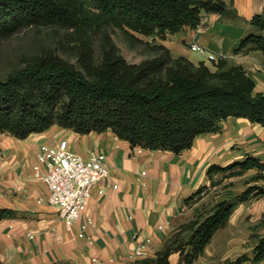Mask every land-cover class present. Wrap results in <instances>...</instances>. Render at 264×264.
<instances>
[{"label":"trees","instance_id":"trees-1","mask_svg":"<svg viewBox=\"0 0 264 264\" xmlns=\"http://www.w3.org/2000/svg\"><path fill=\"white\" fill-rule=\"evenodd\" d=\"M211 13L237 14L227 0H0V40L26 27H60L72 39L69 53L75 58L73 62L44 47L0 76V132L26 139L54 125L80 134L111 130L132 147L180 154L197 136L218 131L228 117H243L264 128V92L256 90L243 66L221 58L212 70L204 61L174 57L165 45H149L133 34L163 39L165 31L197 28ZM248 24L234 52L264 55V13L254 14ZM111 26L121 29L132 45H148L152 55L129 62L112 38ZM248 171H254L249 183H264V160L250 155L224 166L212 164L206 173L227 179ZM258 197H264V186L253 183L229 199L215 201L181 224L155 257L141 263L171 264L170 256L178 253L177 264H195L237 205ZM14 217V210L0 208V220ZM252 238V256L244 253L219 264L263 261L264 233Z\"/></svg>","mask_w":264,"mask_h":264},{"label":"crops","instance_id":"crops-1","mask_svg":"<svg viewBox=\"0 0 264 264\" xmlns=\"http://www.w3.org/2000/svg\"><path fill=\"white\" fill-rule=\"evenodd\" d=\"M232 8L237 14L230 19L211 13L204 15L195 29L165 31L163 39L157 34L151 37L168 47L175 57L182 55L194 63L207 64L205 57L190 49L192 42L198 43L218 56L223 55L229 65H242L255 82L264 83V69L251 66L249 61L251 57L262 60L264 55L260 51L234 52L248 31L250 18L264 13V0H234ZM257 91L264 92L261 88ZM222 122L219 132L197 136L191 148L180 154L148 149L133 153L130 143L111 130L80 134L54 125L26 139L0 132V208L15 211L14 218L0 220V260L4 264H142V259L131 261L127 257L137 244L135 234L150 238L148 257H155L180 225L189 221L191 209L186 198L206 183L209 166L232 162L236 154L233 146L239 135L245 134L246 140L252 141L255 125L264 141V128L246 118L228 117ZM62 138L83 157L97 147L106 155L110 171L100 185L104 192L93 191L86 212L72 231L66 229L53 206L38 202L47 196L48 190L33 171L40 145ZM256 148L253 154L259 156L262 142L256 143ZM113 184L118 185L117 189ZM249 213L245 205H237L227 225L214 234L195 264H218L241 253L247 240ZM88 216L95 223L91 229L93 246L76 237L80 222ZM159 225L164 228L159 229ZM92 257L98 262H92ZM169 259L171 264H177L178 253Z\"/></svg>","mask_w":264,"mask_h":264},{"label":"rangeland","instance_id":"rangeland-1","mask_svg":"<svg viewBox=\"0 0 264 264\" xmlns=\"http://www.w3.org/2000/svg\"><path fill=\"white\" fill-rule=\"evenodd\" d=\"M230 6H233V2L227 0ZM224 19H230V16H223ZM109 32L118 45L120 53L131 63H138L145 58H148L152 55L150 47L146 44L137 42L135 45H132L125 37L124 32L116 26H111ZM134 36L143 39L145 42L150 44L157 43L152 37L142 36L138 33H133ZM159 37V35H158ZM100 42L101 38L99 35L94 37V49H95V58L98 61L100 59ZM73 44L71 37L66 29L60 27H26L20 30L19 32L0 40V76L6 75L12 69L20 66L22 64L23 58L26 56L32 55L39 52L44 47H49L61 54L62 56L75 62V58L70 56L69 48ZM252 53V52H250ZM248 53V54H250ZM194 54H198L194 52ZM242 54V53H239ZM173 55V54H172ZM175 57V56H174ZM177 57V56H176ZM206 60V59H204ZM219 60V59H218ZM217 60V61H218ZM215 61V62H217ZM251 66L256 67L260 65V70L264 69V57L261 60L257 57H251ZM250 63V62H249ZM207 64L211 66L212 70L213 62L207 60ZM242 66V65H241ZM247 71V70H246ZM255 81V79H253ZM257 82V84H256ZM255 82L256 90L259 88L264 90V83H258V80ZM223 122L219 125V132L222 129ZM252 132L255 137L252 141L246 140L247 135L241 134L238 137V140L233 146V150L236 152L235 158L232 162L237 160H242L247 156H254L264 160V141L260 139L259 128L253 127ZM245 136V137H244ZM262 142V148L260 149L261 154L254 155L253 151L256 148V143ZM258 146V145H257ZM257 149V148H256ZM263 152V154H262ZM230 162V163H232ZM228 163V164H230ZM227 165V164H225ZM224 166V165H222ZM254 171H248L241 176H235L232 178H222V174H214L211 178L206 173V183L199 186H205L203 191L195 198L189 201L187 205L191 209L192 219L197 212H204L208 209L215 201H220L222 199H229L234 195L242 192L248 185L257 183L264 186L262 182H248L249 179L253 176ZM216 180H221L220 183L213 185V182ZM197 188L195 191H197ZM248 208V220H247V230H245V236L247 234V240L243 244L241 253L236 257L247 253L249 256H252V248L255 243V239L252 238L253 234H263L264 233V197L253 198L247 202L240 203ZM239 205V204H238ZM235 257V258H236ZM223 262V261H222ZM221 263V262H220ZM219 264V263H218ZM243 264H264V260L259 263H252L251 261L244 262Z\"/></svg>","mask_w":264,"mask_h":264},{"label":"built area","instance_id":"built-area-1","mask_svg":"<svg viewBox=\"0 0 264 264\" xmlns=\"http://www.w3.org/2000/svg\"><path fill=\"white\" fill-rule=\"evenodd\" d=\"M190 49L211 62L223 58V55L218 56L195 42L190 44ZM142 150L143 148L139 146L133 147V153H139ZM33 171L35 178L41 180L48 190L47 196L40 198L38 202H46L53 206L68 231H72L75 223L86 212L93 191L97 190L99 194L104 192L100 185L110 173L106 155L97 147L92 148L87 157H83L70 149L66 138L53 144H41ZM112 187L117 189L118 185L113 184ZM94 226V219L90 216L86 217L80 222L76 237L84 240L87 245L93 246L95 239L91 229ZM158 228L163 229L164 226L159 225ZM134 239L137 240V244L129 250L128 259L135 261L148 258L150 238H140L139 234H135ZM91 261L98 262V259L92 257ZM110 262L115 263V259L110 258Z\"/></svg>","mask_w":264,"mask_h":264}]
</instances>
